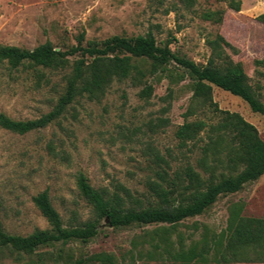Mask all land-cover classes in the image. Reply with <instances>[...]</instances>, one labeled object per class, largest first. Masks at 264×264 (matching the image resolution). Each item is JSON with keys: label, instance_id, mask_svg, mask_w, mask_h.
Segmentation results:
<instances>
[{"label": "rangeland", "instance_id": "rangeland-1", "mask_svg": "<svg viewBox=\"0 0 264 264\" xmlns=\"http://www.w3.org/2000/svg\"><path fill=\"white\" fill-rule=\"evenodd\" d=\"M229 1L195 0L186 7L180 0H0V45L33 50L50 42L56 50L68 51L78 45L81 35L86 47L114 36L131 38L150 32L159 46L168 45L175 54L205 65L211 56L210 41L222 35L238 51L227 49L235 62L242 63L264 103V67L255 63L264 59V25L257 20L264 13V0H238L239 12L229 7ZM209 12H224L223 23L204 18ZM80 58V54L70 57L71 64ZM142 67L146 76L141 85L115 81L101 100L74 102L46 128L19 135L0 126V218L5 232L28 236L51 229L33 200L44 191L64 226L93 220L94 211L77 187L80 174L94 188L119 193L128 207L139 208L159 203L151 183L172 188L176 173L188 165L202 172L204 135L186 146L176 137L191 102L189 77L175 63L168 66L174 78L168 73L151 75L148 62ZM70 72L71 67L3 66L0 114L29 121L53 111ZM178 75L184 80L173 82L180 79ZM146 85L153 87L149 99L141 96ZM213 98L221 110L238 113L254 125L264 140V118L247 103L217 87ZM197 119L218 120L204 110L189 120ZM238 202L245 204L244 216L264 218V176L239 193L219 197L203 215L185 220L177 230L187 244L199 239L205 227L220 233L227 226L230 206ZM156 227L114 229L103 220L99 235L88 242L59 243L32 255L3 251L0 264H78L100 253L113 255L116 264H170L150 262L138 254L150 248L143 235Z\"/></svg>", "mask_w": 264, "mask_h": 264}, {"label": "trees", "instance_id": "trees-1", "mask_svg": "<svg viewBox=\"0 0 264 264\" xmlns=\"http://www.w3.org/2000/svg\"><path fill=\"white\" fill-rule=\"evenodd\" d=\"M186 7H192L195 0H180ZM229 7L241 10V1L230 0ZM224 12L206 13L204 18L222 24ZM264 25V13L257 17ZM84 35L78 45L68 51L56 50L46 42L33 50L16 46L0 45V69L7 66L18 69L26 64L51 70L71 67L65 79L64 93L58 99L53 111L41 118L16 121L0 114V126L10 132L24 135L46 128L58 120L67 107L80 99L101 100L115 81L131 80L133 85H141L146 76L144 63H150L149 73H168L176 77L168 66L175 63L184 70L191 83L192 97L184 114L185 121L176 132L183 146L195 142L204 135L202 158L197 172L188 165L176 173L172 188L165 189L158 183H151L150 189L159 197L158 204L146 207H128L124 197L107 189H96L84 174L77 177L80 195L94 211V219L80 226H64L62 218L53 207L48 191L34 197V204L48 220L51 229L36 231L28 236L11 235L5 232L0 218V252L32 255L38 249L56 244L88 242L100 233L101 222H108L114 229L132 226L157 225L146 231L143 238L150 248L138 251L150 262L170 264H238L264 263V218L244 216L245 204L234 203L229 208L226 228L213 233L208 228L199 239L186 243L177 227L185 220L203 215L221 196L241 192L244 188L264 176V140L257 128L240 114L221 110L213 98V88L239 97L248 104L252 112L264 118V103L250 84L244 66L235 62L227 53L238 51L222 36L210 41L211 56L205 65L181 57L168 45L157 44L152 33L145 36H114L101 43L82 45ZM80 54L81 58L71 64L70 57ZM264 67V59L255 61ZM171 79L173 82L184 80ZM153 87L146 85L141 96L149 99ZM207 111L218 120L209 123L203 119L190 121L199 111ZM166 182L164 177H161ZM126 197L129 191L122 188ZM177 193L176 196H174ZM198 230V226H193ZM176 235L177 240H173ZM78 264H116V258L107 253L94 254L77 261Z\"/></svg>", "mask_w": 264, "mask_h": 264}]
</instances>
